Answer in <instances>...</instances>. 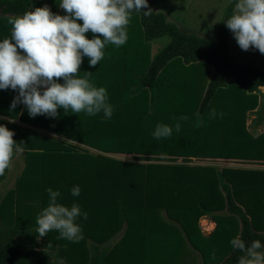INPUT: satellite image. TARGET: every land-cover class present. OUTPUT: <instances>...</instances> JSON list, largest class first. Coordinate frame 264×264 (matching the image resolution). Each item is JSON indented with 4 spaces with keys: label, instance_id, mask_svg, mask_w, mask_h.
<instances>
[{
    "label": "trees",
    "instance_id": "obj_1",
    "mask_svg": "<svg viewBox=\"0 0 264 264\" xmlns=\"http://www.w3.org/2000/svg\"><path fill=\"white\" fill-rule=\"evenodd\" d=\"M56 2L0 0V39L10 36L8 19L31 7L47 5L63 15ZM148 6V16L131 13L124 45L109 44L95 66L87 58L79 66L77 75L90 72V82L106 89L110 119L62 109L56 118L29 117L22 104L9 113L15 93L0 90V116L63 138L0 119L25 150L14 187L0 193V264H54L48 251L65 264H196L193 257L183 261L185 247L199 256V264H236L241 253L231 248V238L264 243V169L186 164L192 158L264 164V132L246 126L248 113L257 115L254 127L264 115V71L252 61L238 64L230 58V32L222 20L232 5L225 6L210 39L181 31L154 0ZM160 39L167 43L150 55ZM210 109L220 115L210 117ZM176 121L178 132L152 137L158 122ZM73 185L80 186L78 197L69 194ZM49 187L60 191L59 203L75 201L87 213L86 220H77L79 242L57 239L56 231L38 241L35 217L47 205ZM202 216L215 224L207 236L198 226ZM115 236L120 237L108 247Z\"/></svg>",
    "mask_w": 264,
    "mask_h": 264
},
{
    "label": "clouds",
    "instance_id": "obj_2",
    "mask_svg": "<svg viewBox=\"0 0 264 264\" xmlns=\"http://www.w3.org/2000/svg\"><path fill=\"white\" fill-rule=\"evenodd\" d=\"M227 3L232 5L230 15L222 21L238 47L264 54V0H227ZM56 4L64 11L63 15L44 5L31 7L7 21L10 36L0 39V90L15 93L9 113L22 104L29 117L56 118L57 109H62L64 114L69 110L87 116L102 113V118L108 120L113 107L106 89L90 82V72L77 75L78 69L84 58L90 67L100 62L107 45L117 48L124 45L131 13L148 16L152 12L148 0H59ZM89 32L91 38L85 35ZM217 115L220 114L215 109L209 110L210 117ZM0 119L12 122L10 115ZM173 129L180 130L179 121L172 126L158 122L151 135L154 139L168 138ZM13 135L12 130L0 123V173L9 166L14 154L23 151V143L14 141ZM45 191L47 205L35 217L37 239L56 231L57 239L79 242L83 233L77 220H86L87 213L75 201L70 205L59 203L58 189L49 187ZM68 191L72 197H78L81 189L73 185ZM229 244L241 253L236 264H264V243L260 240L245 242L237 235ZM49 257L54 258V264H65L64 258L55 252Z\"/></svg>",
    "mask_w": 264,
    "mask_h": 264
},
{
    "label": "rangeland",
    "instance_id": "obj_3",
    "mask_svg": "<svg viewBox=\"0 0 264 264\" xmlns=\"http://www.w3.org/2000/svg\"><path fill=\"white\" fill-rule=\"evenodd\" d=\"M158 4L159 10L166 15L167 21L174 23L181 31L193 33L201 38L210 39L215 31L217 24L220 22L227 0H154ZM157 11V8L156 10ZM167 43L166 39H160L150 46V55H154L163 45ZM230 44V58L235 63L246 64L252 61L256 70L264 71V54L259 53L258 50L249 49L247 51L241 50L236 44L231 33H229ZM211 71L205 70V76H209ZM263 91V89H261ZM257 120L255 111L247 114L246 126L249 132L259 134L264 132V115H262L261 122L258 126L254 127L253 122ZM41 133H47L52 137H59L51 132L41 130ZM66 140V139H65ZM69 142V140H67ZM70 143V142H69ZM78 150H85L89 154H98L96 150L82 146L77 143H72ZM120 160H131L128 155L108 154ZM176 163H180L177 161ZM188 165H203L212 166L220 170L225 167L245 168V169H264V164L242 163L226 160H200L191 159L186 162ZM210 217L200 218L198 225L200 230L205 232L206 225ZM214 223V222H213ZM215 225V224H214ZM215 227V226H213ZM214 229V228H213ZM39 242H42L39 241ZM49 256L51 252L48 251ZM50 258V257H49ZM53 260V258H50Z\"/></svg>",
    "mask_w": 264,
    "mask_h": 264
},
{
    "label": "crops",
    "instance_id": "obj_4",
    "mask_svg": "<svg viewBox=\"0 0 264 264\" xmlns=\"http://www.w3.org/2000/svg\"><path fill=\"white\" fill-rule=\"evenodd\" d=\"M238 64H243V63H239ZM254 65V64H253ZM261 89L264 90V88H260V91ZM4 120H7V119H4ZM8 121V120H7ZM12 123L17 125V126H20V127H23V128H26V129H30V130H33L37 133H40V134H43V135H48L47 133H41V128H38V127H34V126H31L29 124H26V123H23L19 120H13L12 119ZM46 131V130H44ZM48 132V131H46ZM50 136V135H48ZM52 137V136H51ZM55 139H59V140H63L62 137H54ZM65 140V139H64ZM67 141V140H65ZM25 150L23 149L22 153L20 154H14L12 159L10 160V164L9 166L4 170V173H0V193L3 194L5 193L6 190L10 189V188H13L14 187V183H15V180L16 178L20 175L23 167H24V157H25ZM2 177V178H1ZM208 216H202L201 218H206ZM210 219V218H209ZM199 226V225H198ZM213 226L214 223L211 221H208L207 225H206V228H205V232L203 230H200L201 234L204 235V236H207L209 235L212 230H213ZM120 236H115L110 242H109V245L108 247H110L114 242H116L118 240ZM38 241H41V239L39 238ZM43 241V240H42ZM147 252H150L149 250H146ZM184 255V258L185 262L187 263H190V258H194L196 259V264H199L200 263V258L198 255H194L191 250H190V247L186 248L185 247V253H183Z\"/></svg>",
    "mask_w": 264,
    "mask_h": 264
}]
</instances>
